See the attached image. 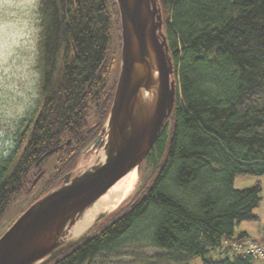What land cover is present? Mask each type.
<instances>
[{"label": "trees", "instance_id": "obj_1", "mask_svg": "<svg viewBox=\"0 0 264 264\" xmlns=\"http://www.w3.org/2000/svg\"><path fill=\"white\" fill-rule=\"evenodd\" d=\"M174 62L172 113L140 165L149 175L77 244L45 264H91L102 253L147 243L175 262L244 239L236 223L257 220L264 175V0H160ZM39 107L15 150L0 154V219L32 168L57 154L45 191L72 170L101 130L114 95L109 44L114 0H40ZM121 39V34H120ZM93 107L95 126L89 123ZM231 248H233L231 246ZM224 252V250H223ZM234 254V253H233ZM249 253L204 264H249Z\"/></svg>", "mask_w": 264, "mask_h": 264}, {"label": "water", "instance_id": "obj_2", "mask_svg": "<svg viewBox=\"0 0 264 264\" xmlns=\"http://www.w3.org/2000/svg\"><path fill=\"white\" fill-rule=\"evenodd\" d=\"M114 1L121 26L120 73L107 118L83 148L103 147L105 157L83 171L65 172L61 183L12 223L0 236V264H45L90 235L107 213L73 235L77 222L121 176L139 172L172 113L176 80L160 0Z\"/></svg>", "mask_w": 264, "mask_h": 264}, {"label": "rangeland", "instance_id": "obj_3", "mask_svg": "<svg viewBox=\"0 0 264 264\" xmlns=\"http://www.w3.org/2000/svg\"><path fill=\"white\" fill-rule=\"evenodd\" d=\"M39 2L40 0H0V154L2 155H8L15 150L19 135L32 121L41 100ZM112 25L108 58L112 66L106 77L107 88L116 86L121 67L120 29L115 22H112ZM89 118V123L95 126L98 119L93 107ZM58 157L54 154L39 167L31 169L28 179L32 183H27L12 196L0 219V236L32 203L46 193L58 164ZM104 157L103 147L93 145L87 150H82L75 172L83 171L90 164ZM151 168V164H144L141 172H138L135 187L123 200L141 186V181L149 175ZM256 182L261 185V198L255 208L258 219L236 223L234 234L246 232L244 239L236 242L240 244L241 249H245L247 244H255L263 248V252L252 258L249 264H264V175L238 174L234 186L243 188ZM119 204L106 213L109 214ZM76 234L79 233L73 235ZM228 250L222 246L211 247L205 257L193 256L189 258L188 264H204V258L219 260ZM228 255L231 256L232 252L228 251ZM91 264H185V262H175L164 250L147 243H139L122 247L116 252L102 253Z\"/></svg>", "mask_w": 264, "mask_h": 264}, {"label": "bare ground", "instance_id": "obj_4", "mask_svg": "<svg viewBox=\"0 0 264 264\" xmlns=\"http://www.w3.org/2000/svg\"><path fill=\"white\" fill-rule=\"evenodd\" d=\"M138 180L136 169L128 171L121 176L103 195H101L83 214L77 222L74 233L88 228L93 220L100 214L113 209L126 197L135 187Z\"/></svg>", "mask_w": 264, "mask_h": 264}, {"label": "built area", "instance_id": "obj_5", "mask_svg": "<svg viewBox=\"0 0 264 264\" xmlns=\"http://www.w3.org/2000/svg\"><path fill=\"white\" fill-rule=\"evenodd\" d=\"M231 246L233 247L235 252H245L246 254L249 253L254 258L263 252V250H262L263 248H260V247L256 246L255 244H247L245 246V249H241L240 244H238L236 242H231Z\"/></svg>", "mask_w": 264, "mask_h": 264}]
</instances>
